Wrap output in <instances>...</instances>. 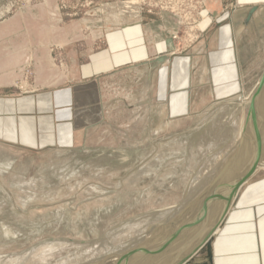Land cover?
Listing matches in <instances>:
<instances>
[{"label": "rangeland", "instance_id": "374dc122", "mask_svg": "<svg viewBox=\"0 0 264 264\" xmlns=\"http://www.w3.org/2000/svg\"><path fill=\"white\" fill-rule=\"evenodd\" d=\"M248 3L0 0V264H163L201 231L264 75Z\"/></svg>", "mask_w": 264, "mask_h": 264}, {"label": "water", "instance_id": "95a60500", "mask_svg": "<svg viewBox=\"0 0 264 264\" xmlns=\"http://www.w3.org/2000/svg\"><path fill=\"white\" fill-rule=\"evenodd\" d=\"M260 8L259 5L251 7L247 12L245 23L251 21L256 11ZM163 57L159 60L161 61ZM264 91V75L258 84L254 97L257 91ZM262 106H264V99H262ZM261 104V103H260ZM264 117L258 110L252 113L250 137L245 143V151L240 165L239 172L233 178L232 182L228 185L226 195L219 196L222 203L219 209L214 214L213 218L199 231V233L189 242L183 246L176 256L172 257L168 263L163 264H213L212 255V241L216 232L224 225L225 219L232 207L236 202L242 186L252 175L256 162L262 154V145L264 140ZM207 207V205L205 206ZM121 264H132L129 259L124 257ZM127 258V259H126ZM119 262L117 264H120Z\"/></svg>", "mask_w": 264, "mask_h": 264}, {"label": "crops", "instance_id": "0c3cea01", "mask_svg": "<svg viewBox=\"0 0 264 264\" xmlns=\"http://www.w3.org/2000/svg\"><path fill=\"white\" fill-rule=\"evenodd\" d=\"M237 2L243 5L248 2L252 6L259 5L256 13L264 7V0ZM246 24L242 22V25ZM259 196L263 199L259 207L233 210L224 226L214 235L213 264H264V195L258 194ZM252 197L257 198V195L250 196ZM247 204L248 202L245 206Z\"/></svg>", "mask_w": 264, "mask_h": 264}, {"label": "bare ground", "instance_id": "6f19581e", "mask_svg": "<svg viewBox=\"0 0 264 264\" xmlns=\"http://www.w3.org/2000/svg\"><path fill=\"white\" fill-rule=\"evenodd\" d=\"M128 6V5H127ZM133 6V5H132ZM134 7V6H133ZM113 11V10H112ZM132 12H135V14H136V18H137V16H138V12H137V9H136V7H134V9H133V11ZM131 13V12H130ZM113 18L116 20V22H118V20H119V17H118V14L117 13H115V11H113ZM115 14V15H114ZM124 18V17H123ZM135 18V17H134ZM136 20H138V19H135V21ZM123 22H125L124 20H123ZM127 22H128V20H127ZM121 23V22H120ZM126 23V22H125ZM124 23V24H125ZM223 45V44H222ZM234 49V48H233ZM232 54V53H231ZM173 57V56H172ZM160 59V58H159ZM158 59V60H159ZM170 61V56H166L165 58H163L160 62H162L164 65H166L167 64V61ZM236 61V60H235ZM261 93H263L262 91H260V90H258L257 91V94H256V96L254 97V105H253V112L254 111H256L257 110V108L258 107H256V105L258 104V102L260 103V101H261V98L262 97H260V95H262ZM255 94V93H254ZM253 96V95H252ZM251 99H253L252 97H249V98H246L245 99V101H244V106H247L248 104H249V101H251ZM262 102V101H261ZM261 106H262V104H261ZM262 110H264L263 109V107H262ZM263 114H264V111H263ZM246 121V120H245ZM243 135V134H242ZM238 141H240V139L238 140ZM239 143V142H238ZM245 143H246V141H245ZM264 143V142H263ZM249 152V151H248ZM247 152V149H246V151H245V145H244V147L241 149V152L239 153V155H238V158H237V164H236V166L238 167L239 165H240V162H241V159H242V157H243V155H244V153H248ZM263 159H264V155H262L261 154V157H259L258 158V160H257V162H256V166H255V169H254V171L253 172H255V171H257V169H259V167L262 165V161H263ZM227 161H229V160H227ZM236 168V167H235ZM238 170H239V168H238ZM218 174V173H217ZM253 175V174H252ZM240 194V193H239ZM208 198V197H207ZM216 198V197H215ZM246 198V197H245ZM204 199H206V198H204ZM212 207V206H211ZM214 207V206H213ZM211 209V208H210ZM208 211V210H207ZM206 211V212H207ZM212 212H214L213 210H211V213ZM208 213V212H207ZM204 215H206L205 213L201 216V217H203ZM209 215H210V210H209ZM207 217V216H206ZM204 218V217H203ZM202 219V218H201ZM200 220V219H199ZM218 232V231H217ZM149 245H151V244H149ZM145 249V248H144ZM116 262V261H115ZM118 262V261H117ZM111 263H113V262H111ZM114 264V263H113Z\"/></svg>", "mask_w": 264, "mask_h": 264}]
</instances>
